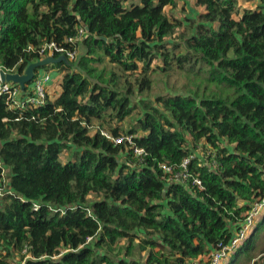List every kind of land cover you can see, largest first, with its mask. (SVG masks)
Returning <instances> with one entry per match:
<instances>
[{"label": "trees", "instance_id": "1", "mask_svg": "<svg viewBox=\"0 0 264 264\" xmlns=\"http://www.w3.org/2000/svg\"><path fill=\"white\" fill-rule=\"evenodd\" d=\"M261 1L241 11L238 0H196L204 11L186 20L166 12L179 0L0 2L5 69L37 61L30 44L68 45L78 26L87 30L77 61L44 67L64 72L54 99L20 108L0 95V264L25 247L27 264H209L264 195ZM173 70L195 77V89L134 101ZM107 126L133 134L145 159L106 138ZM205 146L216 166L198 156L190 164L203 189L163 180L161 162ZM136 251L144 262L131 259ZM258 253L264 213L232 259Z\"/></svg>", "mask_w": 264, "mask_h": 264}, {"label": "built area", "instance_id": "2", "mask_svg": "<svg viewBox=\"0 0 264 264\" xmlns=\"http://www.w3.org/2000/svg\"><path fill=\"white\" fill-rule=\"evenodd\" d=\"M2 1L3 0H0V2ZM86 36V27L84 24H81L80 26H78L75 35L66 38L65 41L66 43H68V45L58 43L56 41H46L37 46L30 44L27 50L38 54V60L50 55H65L70 62L77 61L83 54L82 44ZM20 63H22V60L19 62V64ZM2 69L6 72L11 73L18 72L20 74H23L25 72V70L23 72L18 71L17 66L10 69L0 67V71ZM52 73L53 72L47 70L46 68L38 70L34 80L26 87L25 90H23L22 87L15 82H4L0 74V95H4L7 98V102L10 103L13 107L32 108L35 106L42 105L50 100L49 86L52 85L54 82ZM100 130L101 133L106 138L114 142L115 145L126 144V146L133 152V154L141 161L144 160L147 156L148 153L146 149L136 144L133 134L115 135L113 132L105 130L103 128H101ZM200 152H202V154ZM205 153L208 156L207 163H211L213 166H216V159L209 156L211 151H206L203 149V147H200L193 154H190L189 156L185 157L180 164L161 162L159 164V167L162 170L163 180H165L167 184H189L191 182L193 185L198 186L200 189H203V183L201 178L191 170L190 164L192 159L196 156H198L204 162V158L206 156ZM3 181L6 182L5 171L3 172ZM0 193H2V188L0 189ZM40 203L35 202L33 204V209L38 210L41 207ZM56 207L57 206H52L51 208L56 211ZM58 210L63 211L65 209L63 206H58ZM263 213L264 195L261 198L253 201L252 207L248 212L247 217L244 219L243 225L235 231V235L229 243L221 244V247L211 254L209 264H222L223 260L228 258V256L226 255L229 253V251L235 252L236 248L241 245L244 240L251 234L254 226L256 225L257 220L261 218ZM91 239L92 238L90 237L89 240ZM28 252V247H25L21 254H16L13 257L10 264H27L26 261L30 257V255H27ZM193 263H195V261L192 262V264Z\"/></svg>", "mask_w": 264, "mask_h": 264}, {"label": "rangeland", "instance_id": "3", "mask_svg": "<svg viewBox=\"0 0 264 264\" xmlns=\"http://www.w3.org/2000/svg\"><path fill=\"white\" fill-rule=\"evenodd\" d=\"M132 1L133 0H127L126 4L130 5ZM134 1H138V0H134ZM238 2H239V9L242 11L244 8L257 7L259 4H261L262 1L261 0H238ZM202 8L203 7L197 4L196 0H179L178 5L176 7H167L166 12L170 15L176 16L177 18L186 20V17H191V18L197 17V15L201 12ZM52 74H53V79H54L55 78L54 74H57V73H52ZM154 78H155V81H154L152 90L148 91L146 94L144 93L138 94L137 96L133 98L134 101H137L138 99H144V98L155 100L158 94H166V93H174V92L186 93L188 91L187 88L195 89V84L197 83L195 77H193L192 75L188 73L181 72L180 70H173L167 75L163 73H156L154 75ZM55 80L56 79H54L53 81ZM141 112L142 110L140 108H137L136 110L133 111V114L129 116L128 118H126L124 121H122L120 125L124 129L130 128V126L136 122L137 118L140 117ZM117 124H118L117 121L112 122L113 126H116ZM98 125L99 123L97 122V126ZM103 129L111 131L109 126L103 127ZM203 149L209 152L211 150V148L207 146L203 147ZM200 153L202 154V152ZM205 155L206 156L204 158V161H207L208 156L206 153ZM126 243H127L126 239L123 238L119 242L118 247L120 245L121 246L124 244L126 245ZM0 251H3L1 245H0ZM122 252H124V250H122ZM233 254L234 252L229 251V253L226 255L228 256L229 259L226 258L225 260H223L222 264H234L237 261V259L239 261L238 264H254V260L259 262V264H264V255L260 253H258L255 258L248 259L247 257L240 258L237 256L234 258V260L232 259ZM145 257H146V251H142L141 253L136 251L131 259L144 262L146 259ZM231 259L232 261H234L233 263L231 262ZM197 262L201 264L206 263L202 256H200L198 260H195L196 264H198Z\"/></svg>", "mask_w": 264, "mask_h": 264}, {"label": "water", "instance_id": "4", "mask_svg": "<svg viewBox=\"0 0 264 264\" xmlns=\"http://www.w3.org/2000/svg\"><path fill=\"white\" fill-rule=\"evenodd\" d=\"M103 38H105V37H103ZM61 62L68 63L70 61L68 60V58L65 55H60V56L50 55V56H47L43 59L29 63L23 74H20L18 72H16V73L6 72L3 69L0 71V74H1V78L4 82H10V81L15 82V83L19 84L23 90H25L26 87L30 83H32V81L34 80L35 75H36L38 70L44 68L47 65L57 64V63H61Z\"/></svg>", "mask_w": 264, "mask_h": 264}, {"label": "crops", "instance_id": "5", "mask_svg": "<svg viewBox=\"0 0 264 264\" xmlns=\"http://www.w3.org/2000/svg\"><path fill=\"white\" fill-rule=\"evenodd\" d=\"M202 11H204V7L202 8L201 12ZM46 69L53 72V73H57V74H54L55 75L54 79H56V80L53 82L52 85L49 86L50 99H54L56 96L59 95V93L61 91V84H62V79L64 77V72L58 70V68H55V67H50V68H46ZM6 171H7V173L9 172L8 170H6ZM6 178H7V176H6Z\"/></svg>", "mask_w": 264, "mask_h": 264}]
</instances>
